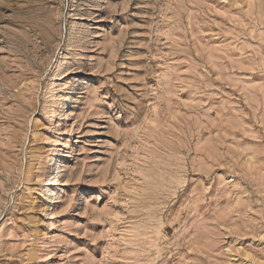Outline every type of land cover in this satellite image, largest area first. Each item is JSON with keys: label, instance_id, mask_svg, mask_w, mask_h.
<instances>
[{"label": "rangeland", "instance_id": "obj_1", "mask_svg": "<svg viewBox=\"0 0 264 264\" xmlns=\"http://www.w3.org/2000/svg\"><path fill=\"white\" fill-rule=\"evenodd\" d=\"M0 264H264V0H0Z\"/></svg>", "mask_w": 264, "mask_h": 264}, {"label": "bare ground", "instance_id": "obj_2", "mask_svg": "<svg viewBox=\"0 0 264 264\" xmlns=\"http://www.w3.org/2000/svg\"><path fill=\"white\" fill-rule=\"evenodd\" d=\"M68 102H69V101H68ZM68 106H69V105H67V107H68ZM64 112H65V111H64ZM54 162H55V159L53 158V159H52V163H51V165H50V166H51V168H50L51 170L54 169Z\"/></svg>", "mask_w": 264, "mask_h": 264}]
</instances>
